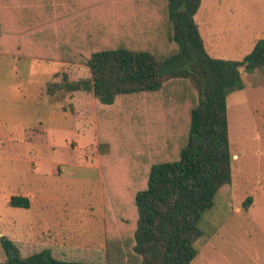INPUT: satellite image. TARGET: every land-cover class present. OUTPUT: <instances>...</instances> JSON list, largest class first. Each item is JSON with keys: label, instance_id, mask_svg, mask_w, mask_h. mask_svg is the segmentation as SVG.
Listing matches in <instances>:
<instances>
[{"label": "trees", "instance_id": "obj_1", "mask_svg": "<svg viewBox=\"0 0 264 264\" xmlns=\"http://www.w3.org/2000/svg\"><path fill=\"white\" fill-rule=\"evenodd\" d=\"M201 0H0V55L84 65L69 82L95 99L105 211L100 262L21 255L0 236V264H189L224 222L202 227L231 184L227 92L241 69L264 72V38L239 60L209 54L195 20ZM131 186L132 211L111 182ZM119 192L122 190H118ZM252 197L245 199V208ZM9 204L30 206L26 196Z\"/></svg>", "mask_w": 264, "mask_h": 264}, {"label": "rangeland", "instance_id": "obj_2", "mask_svg": "<svg viewBox=\"0 0 264 264\" xmlns=\"http://www.w3.org/2000/svg\"><path fill=\"white\" fill-rule=\"evenodd\" d=\"M195 20L207 42L213 41L212 31L221 38L230 30L231 35L242 31L237 34L244 39L241 45L218 40L216 46H206L214 57L239 60L247 53L245 47L264 38V0H201ZM61 66L66 65L0 57V236L15 242L23 256L50 247L62 259L100 262L105 211H112L101 161L110 148L99 143L97 127L96 139L79 141L78 149L69 144L75 130H52L58 132L56 141L40 132L67 123L55 118L64 99L48 92L58 84L53 74L63 75ZM226 100L232 182L220 190L202 227L224 222L189 264H264V72L242 68L241 86L231 88ZM70 155L75 158L68 163ZM50 160L68 164L61 173L48 174ZM111 184L131 216V186L126 181ZM12 196L28 197L30 206L10 205ZM248 196L252 202L245 208ZM5 258L0 246V261Z\"/></svg>", "mask_w": 264, "mask_h": 264}, {"label": "crops", "instance_id": "obj_3", "mask_svg": "<svg viewBox=\"0 0 264 264\" xmlns=\"http://www.w3.org/2000/svg\"><path fill=\"white\" fill-rule=\"evenodd\" d=\"M233 29V28H231ZM231 30L229 32H226L223 38L219 36L220 32H218V35L216 36V33L212 31L213 34V41L210 40L209 42H205V46L207 44H211L209 46H212V44L216 43L215 41L219 42L221 45H227V43H233L234 45H241L243 43V37L237 34H240L243 32L239 30H234L231 35ZM253 46V43L248 47L247 49L245 47L246 52H248L251 47ZM212 48V47H211ZM207 49V48H206ZM208 51V50H207ZM246 54V53H245ZM244 54V55H245ZM243 55V56H244ZM2 56H9L12 57V62L18 61V60H34V58H19L14 55H0ZM42 60V59H41ZM48 61V60H46ZM55 62H59L61 64H64L66 66H61L59 69L62 70L63 75H60L59 72H55L53 74L54 77H56L58 84L51 85V87L48 88V92L50 95H54L58 98L64 99V107H59V110L56 111L55 118L62 122H67L66 125H57L52 127V125H49L48 127H44V131H40L46 135H49V140L56 141L57 138H55V133H58L57 131L52 130H68L72 131L75 130L77 132V136L73 135V133H70L69 135V144L70 146L73 145L74 149H78V142L81 143H89L90 138L94 141L96 139L95 135V127H96V119H95V99L93 96V93L90 89L86 88H78L71 90L68 86L69 82L78 81L81 79H88L90 77L88 68L82 65H74V64H66L64 62L53 60ZM60 82V83H59ZM43 91V90H42ZM46 94H48L46 91H43ZM54 93V94H53ZM70 97V99H69ZM66 98L68 101H66ZM66 126V127H65ZM91 135V137H89ZM65 140H67L68 136L63 137ZM53 143V142H51ZM68 161H58V160H50L47 164L50 165V170L48 171V174H54V173H61L62 165L68 164L73 162L74 160L72 158L73 155H70ZM68 162V163H67Z\"/></svg>", "mask_w": 264, "mask_h": 264}]
</instances>
